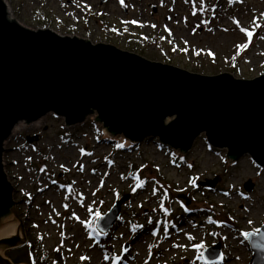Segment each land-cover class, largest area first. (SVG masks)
Wrapping results in <instances>:
<instances>
[{"label":"rangeland","instance_id":"obj_1","mask_svg":"<svg viewBox=\"0 0 264 264\" xmlns=\"http://www.w3.org/2000/svg\"><path fill=\"white\" fill-rule=\"evenodd\" d=\"M3 1L9 18L28 28L108 43L201 75H264V0ZM97 118L94 112L69 126L49 114L23 122L4 142V172L26 239L9 259L209 264L198 257L219 245L223 264H250L242 233L264 224V168L248 155L230 162L228 149L213 148L205 135L182 155L158 139L112 137ZM125 197L116 224L100 232L99 218Z\"/></svg>","mask_w":264,"mask_h":264},{"label":"water","instance_id":"obj_2","mask_svg":"<svg viewBox=\"0 0 264 264\" xmlns=\"http://www.w3.org/2000/svg\"><path fill=\"white\" fill-rule=\"evenodd\" d=\"M94 112L112 137L134 144L159 138L185 154L205 134L213 148L228 149L230 162L250 155L264 168V75L252 80L201 75L108 43L28 28L11 20L0 0V228L18 223L15 235L0 240L5 251L26 239L4 172V142L21 122L54 114L71 126ZM253 188L251 182L244 186L247 192ZM126 199L98 220L101 232L117 222ZM246 241L250 264H264V252ZM220 253L219 245L209 248L203 261H218ZM3 255L0 264H13Z\"/></svg>","mask_w":264,"mask_h":264},{"label":"snow or ice","instance_id":"obj_3","mask_svg":"<svg viewBox=\"0 0 264 264\" xmlns=\"http://www.w3.org/2000/svg\"><path fill=\"white\" fill-rule=\"evenodd\" d=\"M135 23V22H133ZM247 35L249 37H251L253 35L252 32H248ZM252 221H249V224H251ZM243 237L245 238V240H248L251 244L253 248H256L262 252H264V230H262L261 228H256L252 231H248V232H244L242 233ZM253 237H257L259 238L258 240H253ZM189 239H194V237H189ZM198 249H202L204 248L203 244L200 245H196L195 246ZM198 259H204L203 257V253H201V255L198 257ZM225 257L223 253L219 254V260L218 261H211V264H223Z\"/></svg>","mask_w":264,"mask_h":264},{"label":"bare ground","instance_id":"obj_4","mask_svg":"<svg viewBox=\"0 0 264 264\" xmlns=\"http://www.w3.org/2000/svg\"><path fill=\"white\" fill-rule=\"evenodd\" d=\"M102 1V0H101ZM103 1H106V0H103ZM9 7H7V12H8V16H9ZM165 64V63H164ZM168 65H171V64H168ZM171 66H174V65H171ZM176 67V66H175ZM179 68V67H178ZM182 69V68H181ZM183 70H185V69H183ZM185 71H187V70H185ZM230 74H232V73H230ZM218 75V74H217ZM237 79V78H236ZM169 122V121H168ZM36 123V122H35ZM23 122H21V123H19L17 126H16V128L14 129V131L16 132V131H18L20 128H21V126H23ZM202 135H205V134H202ZM201 135V136H202ZM201 136H199L197 139H199ZM205 137L207 138V136L205 135ZM153 139H158L159 140V138H153ZM197 139L195 140V142L197 141ZM208 139V138H207ZM147 140H150V139H147ZM160 141V140H159ZM208 141V140H207ZM195 142H194V144H195ZM161 143V142H160ZM209 143V142H208ZM194 144H193V146H194ZM161 145L162 146H164V144H162L161 143ZM192 146V147H193ZM211 146V145H210ZM172 149H174V151H179V152H181L179 149H175V148H172ZM192 150V148L189 150V151H191ZM188 151V152H189ZM187 152V153H188ZM184 153H182V155H183ZM186 154V153H185ZM248 156H250V155H248ZM251 157V156H250ZM184 158V157H183ZM245 186V185H244ZM244 188V187H243ZM16 228H18V223L17 222H15V221H8L6 224H4L1 228H0V240L1 239H3V238H9L10 236H12V235H10V233L11 232H13ZM221 232H222V229H221ZM224 233L226 234V235H228L229 236V229H226L225 231H224ZM232 236V235H231ZM231 236H230V238H231ZM234 244H237V242L235 241L234 242ZM236 248V247H235ZM5 252V248L4 247H0V254H3ZM237 252V250L235 249V251H234V256H233V258L231 259V261L232 262H234L235 260H236V255H235V253Z\"/></svg>","mask_w":264,"mask_h":264},{"label":"trees","instance_id":"obj_5","mask_svg":"<svg viewBox=\"0 0 264 264\" xmlns=\"http://www.w3.org/2000/svg\"><path fill=\"white\" fill-rule=\"evenodd\" d=\"M123 139H124V138H123ZM10 253H13V250L8 251V252L6 253V257H8L9 255L7 256V254H10ZM13 263H14V264H25L24 262H22V261H20V260H17V262L13 261ZM28 264H38V260H37V258L35 257V258L30 259V260L28 261Z\"/></svg>","mask_w":264,"mask_h":264}]
</instances>
